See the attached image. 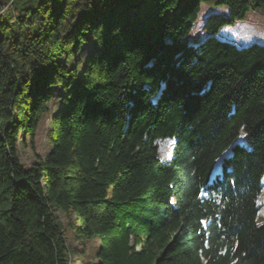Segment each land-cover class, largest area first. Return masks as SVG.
<instances>
[{
  "label": "trees",
  "instance_id": "16d2710c",
  "mask_svg": "<svg viewBox=\"0 0 264 264\" xmlns=\"http://www.w3.org/2000/svg\"><path fill=\"white\" fill-rule=\"evenodd\" d=\"M34 2L0 3V264H69L59 211L98 264H264V0Z\"/></svg>",
  "mask_w": 264,
  "mask_h": 264
},
{
  "label": "rangeland",
  "instance_id": "374dc122",
  "mask_svg": "<svg viewBox=\"0 0 264 264\" xmlns=\"http://www.w3.org/2000/svg\"><path fill=\"white\" fill-rule=\"evenodd\" d=\"M31 1L32 0H17L13 4V0H0V3L9 5L10 8L8 16H11L15 14L23 15L26 13L25 10L27 8H29L30 10H34L36 5L35 2L29 4L28 7H23L24 4H27ZM257 15L259 18V23L264 25V18L261 15V12ZM249 28L250 27L247 26V35H250V31H248ZM91 50H93L92 45H84L78 55V59H81L84 62L86 56L91 52ZM59 107V101H55L49 104L50 114L43 116L39 124L34 143H30L29 139H27L25 143L20 140L18 148L19 158L22 165L26 169L31 168L37 162L38 157L45 158L50 153L51 147L49 146L48 142V132L51 128V117L58 111ZM173 144L174 143L172 141H164L159 144L161 157L163 159H170ZM56 214L60 224L62 225L66 233V240L70 251L69 264H98L97 251L99 242L97 240H79L75 235V231H73V217H70L60 211Z\"/></svg>",
  "mask_w": 264,
  "mask_h": 264
}]
</instances>
